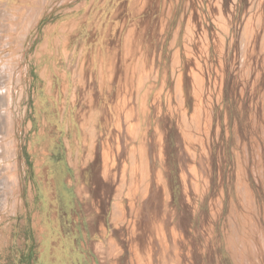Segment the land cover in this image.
<instances>
[{"label": "rangeland", "instance_id": "rangeland-1", "mask_svg": "<svg viewBox=\"0 0 264 264\" xmlns=\"http://www.w3.org/2000/svg\"><path fill=\"white\" fill-rule=\"evenodd\" d=\"M0 33V264H264V0H0Z\"/></svg>", "mask_w": 264, "mask_h": 264}, {"label": "bare ground", "instance_id": "bare-ground-1", "mask_svg": "<svg viewBox=\"0 0 264 264\" xmlns=\"http://www.w3.org/2000/svg\"><path fill=\"white\" fill-rule=\"evenodd\" d=\"M4 6V5H3ZM26 22V21H25ZM2 27V26H1ZM18 28V27H17ZM26 28V27H25ZM133 32V31H132ZM137 33V32H136ZM1 34V33H0ZM129 34V33H128ZM127 34V36H128ZM137 35V34H136ZM4 38V37H3ZM125 41V40H124ZM130 41V40H129ZM128 41V42H129ZM1 44V43H0ZM5 44V42H4ZM129 44V43H128ZM2 45V44H1ZM135 45V44H134ZM6 46V45H5ZM128 50V49H127ZM133 55V54H132ZM22 67H18L16 71H20ZM8 70V69H7ZM14 73V72H13ZM21 73V72H20ZM11 72L10 71H5L4 67L2 66V68H0V140L3 139L4 137L7 136V132L8 129L13 126L14 124V120L13 121V116L11 117L10 114L8 113L7 108H9L10 103L12 101L13 97V90L15 89L13 85L14 81H19L20 79L18 77L15 76V73L12 75L13 77H11ZM19 76V75H18ZM20 77V76H19ZM6 81V82H5ZM9 82L10 85H8L6 87L5 83ZM10 98V99H9ZM15 104V103H14ZM14 108V107H13ZM89 118V117H87ZM92 122V121H91ZM45 123V122H44ZM45 125V124H44ZM88 125V124H87ZM14 129V128H12ZM16 129V127H15ZM14 129V130H15ZM94 130H92L93 132ZM91 132V129H90ZM91 137V136H90ZM19 147V146H18ZM17 147V148H18ZM8 150V149H7ZM6 150V148L4 146H0V161H3L7 158L10 157V153ZM17 158V156H16ZM18 162V160H17ZM19 176H20V168L19 166L17 167ZM3 171V170H2ZM8 172V171H7ZM1 182H0V188H3L5 185H8L9 183H7V178H5L4 176H1ZM18 178V177H17ZM15 179V178H14ZM17 181L20 182V188H21V180L19 177V180L17 179ZM5 188V187H4ZM136 190V189H135ZM1 192V191H0ZM1 194V193H0ZM6 194V192H5ZM3 196V195H2ZM5 196V195H4ZM6 198V196H5ZM3 197H0V207L4 206L6 203V200ZM113 215L115 217V219H119L120 218V211L119 208L117 206H113ZM139 241V240H138ZM140 242V241H139ZM138 245V244H137ZM140 250V249H139ZM149 250V249H148ZM149 252V251H148Z\"/></svg>", "mask_w": 264, "mask_h": 264}, {"label": "water", "instance_id": "water-1", "mask_svg": "<svg viewBox=\"0 0 264 264\" xmlns=\"http://www.w3.org/2000/svg\"><path fill=\"white\" fill-rule=\"evenodd\" d=\"M20 180H21V176H20Z\"/></svg>", "mask_w": 264, "mask_h": 264}]
</instances>
